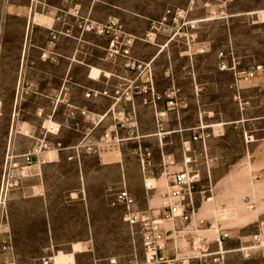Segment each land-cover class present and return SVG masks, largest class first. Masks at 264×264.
I'll list each match as a JSON object with an SVG mask.
<instances>
[{
  "label": "crops",
  "instance_id": "obj_1",
  "mask_svg": "<svg viewBox=\"0 0 264 264\" xmlns=\"http://www.w3.org/2000/svg\"><path fill=\"white\" fill-rule=\"evenodd\" d=\"M3 1L0 81L14 82L16 112L20 100L33 117L23 122L33 154L0 209V264H98L89 194L126 189L132 211L157 216L181 170L197 178L191 216L160 221L164 264H264V74L247 77L264 65V0ZM177 7L180 34H150ZM82 19H114L136 38L130 56L150 64L152 93H138L142 80ZM113 199L139 242L135 264H147L151 248Z\"/></svg>",
  "mask_w": 264,
  "mask_h": 264
},
{
  "label": "built area",
  "instance_id": "obj_2",
  "mask_svg": "<svg viewBox=\"0 0 264 264\" xmlns=\"http://www.w3.org/2000/svg\"><path fill=\"white\" fill-rule=\"evenodd\" d=\"M220 14L223 15V13ZM167 15L168 17H165L158 22L151 23L150 34L165 32L171 34L172 37L180 34L181 28L186 24L184 21L185 11L182 8H174L172 10H168ZM79 28L82 31L89 30L95 32L97 35L108 37L110 41L107 48V58L112 62H116L120 58L124 59L123 67L125 71H134L137 74V78L143 82V86L140 88L138 93L144 94L153 92V74L150 64L142 63L131 58V47L133 46L136 38L127 33L118 21L109 19L105 24H94L90 20L82 19L79 22ZM56 38L55 33H50L49 44L54 45ZM146 39H149V36L143 38V40ZM47 56V53L42 54L43 58H47ZM219 56L223 58L222 53H220ZM227 68L228 66L225 63L220 64L221 70H225ZM257 73L264 74V65H260L252 70H249L247 77L253 78ZM67 90V86H64L62 88V94L67 92ZM121 94L127 98L132 95L129 88H125L120 95ZM99 95V93L92 92L85 94L87 98L97 97ZM159 99L160 96L154 94V101ZM167 104L171 108H175L177 105L173 100H169ZM208 137H210V134L204 133L202 136L194 137V140L205 142ZM87 149L93 150L91 146L87 147ZM185 151H190V148H185ZM32 154L33 153H26L21 156L10 155L7 157L0 186V206L3 207L5 205L10 184L17 179L29 176V169L32 165ZM207 160L208 162H211L210 159ZM196 182V176L185 170L170 174L169 189L160 193L162 208L157 216L149 213L132 211V206L134 205L135 200L126 189H120L115 194L112 206L122 207L125 209L126 217L129 223L139 226L143 243L152 250L147 254V264L172 263L164 257L157 255V252L163 249L162 243L165 239V233L161 227L160 221L170 220L178 216H180L184 221H188L190 219V202L192 200ZM228 236L229 234H223V238H227ZM212 261L213 263H221V254H217ZM48 263V259L43 262V264Z\"/></svg>",
  "mask_w": 264,
  "mask_h": 264
},
{
  "label": "rangeland",
  "instance_id": "obj_3",
  "mask_svg": "<svg viewBox=\"0 0 264 264\" xmlns=\"http://www.w3.org/2000/svg\"><path fill=\"white\" fill-rule=\"evenodd\" d=\"M3 3L0 0V5ZM11 85L14 82L0 81V186L7 157L25 154L32 142L25 135L23 122L33 117L24 112L25 104L20 100V112H16L18 105L13 100L14 91ZM115 194L116 189L104 194V199L99 193L89 194L92 204L90 218L96 223L98 264H135L140 258L139 242L130 230L126 231L120 211L109 206L108 203ZM3 207L0 206V209Z\"/></svg>",
  "mask_w": 264,
  "mask_h": 264
}]
</instances>
